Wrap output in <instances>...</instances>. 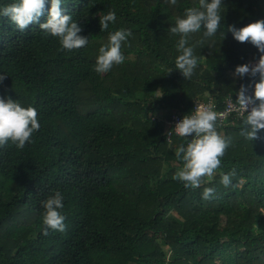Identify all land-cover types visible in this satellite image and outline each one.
<instances>
[{
	"label": "trees",
	"instance_id": "16d2710c",
	"mask_svg": "<svg viewBox=\"0 0 264 264\" xmlns=\"http://www.w3.org/2000/svg\"><path fill=\"white\" fill-rule=\"evenodd\" d=\"M196 2L67 0L61 7L89 38L70 51L38 23L20 31L0 17V95L32 104L41 125L23 149L0 147V264H264V130L249 141L239 135L243 119L217 122L232 144L213 177L187 189L173 178L184 141L166 140L164 119L196 98L213 97L219 108L228 95L236 100L249 80L229 73L259 53L227 25L264 19V0H223L224 28L197 45L185 79L174 68L178 36L167 29ZM110 9L116 21L100 31L98 15ZM118 28L132 33L125 60L96 73L97 50ZM233 168L225 187L220 173ZM205 187L215 189L211 199ZM54 190L64 196L66 228L43 235L41 201Z\"/></svg>",
	"mask_w": 264,
	"mask_h": 264
},
{
	"label": "clouds",
	"instance_id": "9594fccd",
	"mask_svg": "<svg viewBox=\"0 0 264 264\" xmlns=\"http://www.w3.org/2000/svg\"><path fill=\"white\" fill-rule=\"evenodd\" d=\"M66 2L67 0H12L11 3L0 4V17H7L20 31L25 30L29 24L38 23L45 36L58 39L61 50L79 49L88 44L89 38L80 34L82 28L78 21L61 7ZM165 2L170 6L177 4V0ZM46 4L49 7L46 8ZM223 5V0H197L192 6L185 7L182 14L174 17V23L169 24L167 31L178 36L174 45L177 52L174 68L185 79H190L197 68L198 56L194 52L197 45L206 41L211 43L209 38L216 35L218 28H224ZM42 16H45L44 22H40ZM98 16L100 31L109 29V25L116 21V12L111 9ZM201 30V39L190 43L191 34ZM227 31L234 40L250 43L259 53L254 63L239 64L233 73L240 78L247 76L249 80L247 84L240 85L236 101L240 108L238 114L243 116L244 124L239 135L253 141L264 130V19L240 27L228 24ZM131 36V31L126 28L109 31L107 43H102L97 50L93 70L103 74L109 72L114 65L122 64L125 60L121 51L122 44L127 46ZM3 79L4 76L0 75V81ZM218 115L211 101L208 104H196L167 133L183 138L184 142L174 148V154L182 162V166L177 169L173 178L183 182L186 189L199 187L203 183V177L211 179L221 164V157L232 144L230 135L217 131ZM40 126L36 107L0 95V147L11 143L17 149H23L26 143H31L33 134L39 131ZM235 174V168L227 173L221 172L220 183L225 187L229 186ZM214 191L213 187L203 188L202 198L211 199ZM63 201L64 196L59 190H54L41 201L43 235H48L49 230H65Z\"/></svg>",
	"mask_w": 264,
	"mask_h": 264
},
{
	"label": "built area",
	"instance_id": "2783aa9c",
	"mask_svg": "<svg viewBox=\"0 0 264 264\" xmlns=\"http://www.w3.org/2000/svg\"><path fill=\"white\" fill-rule=\"evenodd\" d=\"M252 62L254 63L255 61H252ZM250 93H251V89H249V94ZM209 101L212 102V104L214 105L215 111H217L219 114L218 120H217L218 123L223 124V123H229L231 121L243 119V116L238 114L240 112V108H239L237 101L234 99L232 95H228L226 97L222 108L218 107V103L215 101L213 97L196 98L193 101L192 109L195 107L196 104H201V103L208 104ZM188 112H185V113L184 112H173L167 119H164L166 122L165 135H166V140L168 142L169 141L173 142L174 137L176 136L175 134L168 135L167 134L168 131L174 127L176 121L181 119L182 116Z\"/></svg>",
	"mask_w": 264,
	"mask_h": 264
},
{
	"label": "rangeland",
	"instance_id": "374dc122",
	"mask_svg": "<svg viewBox=\"0 0 264 264\" xmlns=\"http://www.w3.org/2000/svg\"><path fill=\"white\" fill-rule=\"evenodd\" d=\"M233 73H234V71H231V73H229V74L232 76V78H234V79H239V78H240L239 76H236V75H234ZM158 114H159V117H161V118H166V116L168 115V112H167L166 110H162V109H160V110L158 111ZM149 166H150V168L157 167V166H154V165H152V164H150ZM212 177H213V176H212ZM208 180H209V179H208ZM205 181H207V180H205ZM205 181H203L202 185H203L204 183H206Z\"/></svg>",
	"mask_w": 264,
	"mask_h": 264
}]
</instances>
